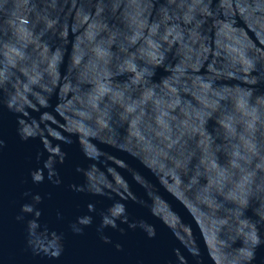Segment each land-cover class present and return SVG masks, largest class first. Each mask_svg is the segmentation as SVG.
I'll return each mask as SVG.
<instances>
[{
  "label": "water",
  "instance_id": "1",
  "mask_svg": "<svg viewBox=\"0 0 264 264\" xmlns=\"http://www.w3.org/2000/svg\"><path fill=\"white\" fill-rule=\"evenodd\" d=\"M0 264H264V0H0Z\"/></svg>",
  "mask_w": 264,
  "mask_h": 264
}]
</instances>
